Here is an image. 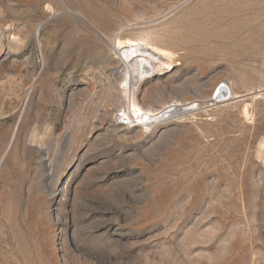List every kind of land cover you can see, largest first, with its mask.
I'll return each instance as SVG.
<instances>
[{"label": "rangeland", "instance_id": "obj_1", "mask_svg": "<svg viewBox=\"0 0 264 264\" xmlns=\"http://www.w3.org/2000/svg\"><path fill=\"white\" fill-rule=\"evenodd\" d=\"M262 145L264 0H0V264H264Z\"/></svg>", "mask_w": 264, "mask_h": 264}, {"label": "bare ground", "instance_id": "obj_2", "mask_svg": "<svg viewBox=\"0 0 264 264\" xmlns=\"http://www.w3.org/2000/svg\"><path fill=\"white\" fill-rule=\"evenodd\" d=\"M125 48H128V47H120L122 52ZM144 49L145 50H141L140 53L136 55L134 58H130L122 54L124 56L123 60L125 62L124 64L125 66L123 69V71L125 72V77H124L125 80L123 83H121V85L123 86L122 92L124 93V97H126L127 99V106H126V109L124 108L123 112H121V115L128 116V118H131L132 115L134 116L136 115V118L141 122V126L139 128L151 129L157 124H160V123H163L169 120V118H163L161 120L158 119L160 116H162L166 112L173 113L177 117V115L180 114V112L187 111L189 105H181V104L174 103L171 105L164 106L160 110H149L147 108L140 107L137 104L136 99H135V96H136L135 84H137V82L142 83V79H143L142 70L143 69H149L148 72H145L146 76H144L145 77L144 81L155 80L160 77H164L166 74L172 71V63L169 60L163 59L159 55L154 54L152 50L150 49H147V48H144ZM228 90L229 88L226 89L223 86L220 89V92L219 93L217 92L219 95V96L217 95L218 98L224 97L227 94L228 96L232 97L230 91ZM158 120L160 121L157 122ZM261 149L264 150V145L261 146Z\"/></svg>", "mask_w": 264, "mask_h": 264}, {"label": "built area", "instance_id": "obj_3", "mask_svg": "<svg viewBox=\"0 0 264 264\" xmlns=\"http://www.w3.org/2000/svg\"><path fill=\"white\" fill-rule=\"evenodd\" d=\"M141 50H145L143 48V46L141 45H134V46H130L128 48H125L122 52V54H124L127 57L130 58H134L136 55H138L140 53ZM149 69H143L142 70V81L145 80L146 73L148 72ZM163 118H169V120L171 119H175L176 115L173 113H165L162 116H160L158 119H163ZM160 120H158L157 122H159ZM117 126L123 128V129H134V128H139L141 126V122L136 118V115H132L131 118H128V116H123L120 113L117 116Z\"/></svg>", "mask_w": 264, "mask_h": 264}]
</instances>
